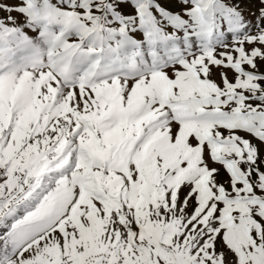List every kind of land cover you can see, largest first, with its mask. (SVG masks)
<instances>
[{
  "label": "snow or ice",
  "instance_id": "obj_1",
  "mask_svg": "<svg viewBox=\"0 0 264 264\" xmlns=\"http://www.w3.org/2000/svg\"><path fill=\"white\" fill-rule=\"evenodd\" d=\"M0 264H264V0H0Z\"/></svg>",
  "mask_w": 264,
  "mask_h": 264
}]
</instances>
